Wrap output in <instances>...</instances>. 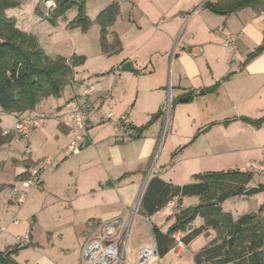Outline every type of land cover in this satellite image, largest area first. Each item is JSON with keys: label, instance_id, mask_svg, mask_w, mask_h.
Listing matches in <instances>:
<instances>
[{"label": "crops", "instance_id": "obj_1", "mask_svg": "<svg viewBox=\"0 0 264 264\" xmlns=\"http://www.w3.org/2000/svg\"><path fill=\"white\" fill-rule=\"evenodd\" d=\"M219 1L120 0L116 22L108 29V41L113 43L117 37L121 46L110 56L102 50L101 29L95 21L116 1L86 0L87 15L94 22L86 33L69 27L78 11L69 13L77 8L61 18L70 35L69 50L47 55L67 60L84 57L85 61L74 68V77L59 99H44L35 110L23 114L43 117L44 124L28 139L22 155L16 158L13 150H5L19 140L14 136L1 148L0 251L17 246L15 238L30 233V244L16 256L20 264H82L84 246L101 235L104 224L112 220L125 224L137 206L128 235L132 238L130 259L134 261L140 246L155 243L153 226L166 233L181 209L195 207L201 200L184 197L179 203L175 198L153 216L145 217L139 213V205L153 177L182 187L193 183L194 175L213 170L251 171L249 164L260 161L264 124L255 128L239 120L225 122L264 117V52L245 65L247 57L264 43V12L245 8L222 15L206 8L207 3ZM90 3L92 13L87 7ZM230 34L239 35L233 54L223 47ZM38 42L44 50L43 43ZM125 63H131V72L122 70ZM91 84L98 89L93 97L98 111L91 118L86 140L89 146L74 154L69 148L64 106ZM215 85L217 92L209 91ZM169 95L175 102L174 113L165 122L163 106ZM184 98L189 101L181 102ZM109 112L116 117L129 115L132 127L128 136L107 121ZM0 118L4 120L1 109ZM167 128V151H163L162 163L153 167ZM229 142L234 145L232 149L227 147ZM183 147L176 162L167 168L172 154ZM217 147L220 151H215L216 157H224L220 164L213 163L207 153ZM245 153L254 156L241 162L238 155ZM45 157L52 158L53 163L42 173L33 197L23 206L15 205L12 188ZM254 177L252 188L258 186ZM259 177H263L259 185H264V176ZM187 200L192 204L187 205ZM196 221L193 227L204 223L202 218L199 225ZM216 237V231L208 229L186 245L180 256L171 250L151 264H196L195 254Z\"/></svg>", "mask_w": 264, "mask_h": 264}, {"label": "trees", "instance_id": "obj_2", "mask_svg": "<svg viewBox=\"0 0 264 264\" xmlns=\"http://www.w3.org/2000/svg\"><path fill=\"white\" fill-rule=\"evenodd\" d=\"M55 3L51 17L47 18L53 25L69 10L77 8V16L69 27L80 29L83 33L92 27L94 22L87 15L86 0H56ZM18 5L17 0H0V109L3 113L14 114L17 121L29 118L30 116L24 117L23 114L35 110L44 99L60 98L63 89L74 77V68L85 61L84 57L77 56L70 60L49 57L35 37L20 30L16 21L5 14L7 8ZM206 8L222 15H230L245 8L264 12V0H221L218 3H207ZM118 14L119 3L114 2L95 21L101 29L102 50L108 56L115 54L121 46L117 37L113 43L108 41V29L114 25ZM263 52L264 43L247 57L245 65ZM217 90V85L209 89L213 93ZM237 120L255 128L264 124V117L257 120L240 117L225 123ZM1 122L0 118V151L11 140L3 135ZM199 134L200 132L196 138ZM1 166L0 161V169ZM193 179V183L176 187L155 176L145 188L139 205V213L145 217L153 216L175 198H178L179 203L184 197L201 199L197 206L181 209L176 215V222L166 233L153 226L159 257H164L174 248L176 233H183L182 241L186 246L206 230L212 229L217 232V237L195 254L196 264H264V219H258L257 215H245L234 220L230 213L223 210V204L228 199L246 196L245 192L248 190L251 191L250 195L264 192V185L250 188L253 173L238 169L194 175ZM197 218H202L204 223L193 227ZM237 225L240 226V231L235 235ZM232 236H235V242L228 249V240ZM25 247L27 246L17 244L0 251V264H20L16 256Z\"/></svg>", "mask_w": 264, "mask_h": 264}, {"label": "built area", "instance_id": "obj_3", "mask_svg": "<svg viewBox=\"0 0 264 264\" xmlns=\"http://www.w3.org/2000/svg\"><path fill=\"white\" fill-rule=\"evenodd\" d=\"M120 1V0H116ZM44 17L48 18L52 11L53 3L49 0H43ZM55 3V2H54ZM239 43V35L230 34L225 37L223 47L233 54ZM97 86L94 84L88 85L84 93L80 96L72 97L64 106L65 109V125L69 129L70 142L69 148L72 153H78L85 141L88 138L89 130L92 127L91 118L98 111V104L93 100ZM172 103L171 95L168 96L167 101L163 106V112L167 114V120L170 119L169 111ZM107 121L113 122L116 129L120 131L123 136H128L132 121L128 114H122L116 117L114 113L107 114ZM44 124L43 117H29L23 120H18L15 123L13 130H4V136H14L16 138L29 139L36 131L42 128ZM53 163L52 158H47L36 169L26 174L19 184L14 186L11 190L12 202L17 206H23L29 198L30 191L40 185L41 175L45 169L50 167ZM251 172L259 175H264V148L262 151V158L258 162H251L249 164ZM137 206L131 211V217L136 214ZM18 221L16 220L15 223ZM130 223L122 224L120 220H112L104 224L101 235L96 239H91L86 243L82 250L81 261L82 264H151L159 260V253L156 243L140 246L135 251V260L131 261L128 235ZM4 232L5 230L2 229ZM175 246L172 249L173 253L180 256L185 248L182 241V234L178 232L174 235ZM16 243L20 246H28L31 242V234L26 233L15 238Z\"/></svg>", "mask_w": 264, "mask_h": 264}, {"label": "rangeland", "instance_id": "obj_4", "mask_svg": "<svg viewBox=\"0 0 264 264\" xmlns=\"http://www.w3.org/2000/svg\"><path fill=\"white\" fill-rule=\"evenodd\" d=\"M17 1L19 2L18 6L10 7V8L6 9L5 14L7 15V17L13 18L16 21V26L20 30L26 31L28 34H31L33 37H35L37 39V41L40 40L43 43L44 52L46 54L56 55L57 54L56 52L59 50H62V52H58V53H60V54L64 53V51L68 49L67 47L70 46V44L68 42L70 35L67 33V30H65V27L63 26L65 20H62L61 18L58 19L56 25H53L52 23H50L48 21V19L43 16V14H44L43 9H44L45 3H43L42 0H17ZM49 1H51V4L53 3V7L55 8L56 3H54V2L56 0H49ZM114 1H116V0H114ZM44 2H45V0H44ZM116 2H119V1H116ZM87 7H89V12L92 13L91 12L92 3H90V5H87ZM54 8L52 9L50 16L48 18L51 17V14H52ZM76 11H77V9L71 10L69 13V16L72 12L76 13ZM185 28L182 30V33L185 32ZM48 29H50L51 31L54 30V32L51 34V31L49 32ZM182 33L176 42L175 48H177V46L179 44V40L182 38V35H183ZM186 33H187V31H186ZM92 41H95V39H92ZM67 53H69V51ZM223 55L225 56V52H223L221 54V57H223ZM55 99H59V98H55ZM167 99H168V97H167ZM174 106H175V102H174V99L172 97V103L170 105V111H169V116H168L169 118H171L173 113H174ZM229 113L234 114V112H229ZM234 115H236V114H234ZM3 116H4V120L1 122V128H5L6 130H13L15 123H16L15 116L13 114H6V113H3ZM162 118L165 122L167 121V114L165 112L162 113ZM110 123L113 124V122H110ZM167 130H168V128L164 132L163 139H162V142L160 144L158 153L153 158V160H154V162H152L153 167L154 166L156 167V165L158 167L159 164H161L163 159H164L165 153H163V151L165 149L164 147H165V144H166L165 142L167 139V137H166L167 136ZM6 137L9 138L11 136H6ZM13 140H15V139H13ZM27 144H28V139L20 138L19 140H17L16 143H12V146L11 147L8 146L5 150H10V151L13 150V151H11L13 156L18 158V156H21L22 152L26 149ZM166 146L168 147V145H166ZM233 146L234 145L230 144V142H229L227 147H228V149H232ZM167 147L165 149V152L167 151ZM9 148H11V149H9ZM221 149H223V148H221ZM216 150L220 151V149H218V147H217V148L211 149L207 153H208V155L211 156L210 159L213 163L217 162V164H220L221 161L224 160V157H216V155H215ZM40 151H41V153H47L46 150H44V149H40ZM179 155H180V152H178L176 156H175V154H172V156L170 158V162L167 164V168L171 167L176 162V160L179 158ZM238 156L241 157V158H239L241 162H245V161L250 160L251 159L250 157L254 156V153H245L243 155H238ZM47 158H49V157H45L43 159V161ZM236 158H237V156H236ZM261 158H262V155H261L259 160H261ZM3 159H4V157H3ZM226 159H231V157H227ZM213 168L217 169V167H215V166H213ZM175 171H177V169H175ZM212 172H216V171L213 170ZM252 173H253V175L256 176V177H254L255 178L254 179L255 184L259 185L260 181L263 178V177H259V176H264V175H259L255 172H252ZM249 187H250V184H249ZM250 188H252V187H250ZM36 190H37V188H33V190L30 191V195H29V198L27 199V201L31 200V198L33 197V194H34L33 192H36ZM200 202H201V200H200ZM225 202H226L225 208L223 210H225L227 213H230L232 216H235V217L238 216L240 218V217L245 216V215H251V216L257 215L258 219H264V192H260V193L255 192L251 195L232 197ZM186 203H187V205L192 204V202H190L189 200H187ZM261 209H263V210L261 211ZM239 218H237L236 220H238ZM130 219L131 220L127 221L126 223H130V227H131L132 217ZM199 223H200V221L198 218V220L196 221V225H199ZM216 234H217V232H216ZM95 238H98V236ZM131 243H132V238L130 237V238H128V246H131Z\"/></svg>", "mask_w": 264, "mask_h": 264}, {"label": "water", "instance_id": "obj_5", "mask_svg": "<svg viewBox=\"0 0 264 264\" xmlns=\"http://www.w3.org/2000/svg\"><path fill=\"white\" fill-rule=\"evenodd\" d=\"M122 70L123 71H127V72H131V70H132L131 63H125L123 65ZM202 93H204V91H202ZM188 101H189L188 98H184V99L181 100V102H183V103H187ZM88 146H89V142L86 141L85 144L83 145V148H87ZM250 193H251V191L248 190V191L245 192V195H250ZM239 231H240V226L237 225L236 228H235V232H234L235 235H237L239 233ZM234 242H235V236H232L231 238H229V240H228V249L232 248Z\"/></svg>", "mask_w": 264, "mask_h": 264}]
</instances>
